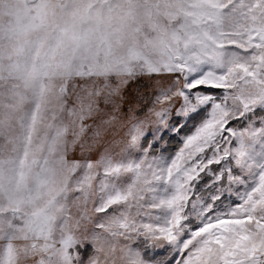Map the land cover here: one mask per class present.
Returning a JSON list of instances; mask_svg holds the SVG:
<instances>
[{
	"label": "snow or ice",
	"instance_id": "6c2138e0",
	"mask_svg": "<svg viewBox=\"0 0 264 264\" xmlns=\"http://www.w3.org/2000/svg\"><path fill=\"white\" fill-rule=\"evenodd\" d=\"M0 264H264V0H0Z\"/></svg>",
	"mask_w": 264,
	"mask_h": 264
},
{
	"label": "rangeland",
	"instance_id": "374dc122",
	"mask_svg": "<svg viewBox=\"0 0 264 264\" xmlns=\"http://www.w3.org/2000/svg\"><path fill=\"white\" fill-rule=\"evenodd\" d=\"M190 129H191V124L188 126V128H186L184 130V133H181V137L185 133H189ZM121 135H123V132H121ZM181 137H174V138H167L166 137V143L161 145V147L166 150L167 154L174 156L178 152L179 148L182 146ZM93 158H95V157H93ZM167 258L171 259V256L169 255ZM177 259H179V257H177Z\"/></svg>",
	"mask_w": 264,
	"mask_h": 264
},
{
	"label": "trees",
	"instance_id": "16d2710c",
	"mask_svg": "<svg viewBox=\"0 0 264 264\" xmlns=\"http://www.w3.org/2000/svg\"><path fill=\"white\" fill-rule=\"evenodd\" d=\"M172 138H174V137H172Z\"/></svg>",
	"mask_w": 264,
	"mask_h": 264
}]
</instances>
